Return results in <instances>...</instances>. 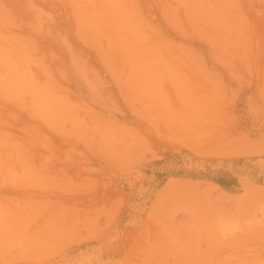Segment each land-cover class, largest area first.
<instances>
[{
    "label": "rangeland",
    "instance_id": "obj_1",
    "mask_svg": "<svg viewBox=\"0 0 264 264\" xmlns=\"http://www.w3.org/2000/svg\"><path fill=\"white\" fill-rule=\"evenodd\" d=\"M0 264H264V0H0Z\"/></svg>",
    "mask_w": 264,
    "mask_h": 264
}]
</instances>
